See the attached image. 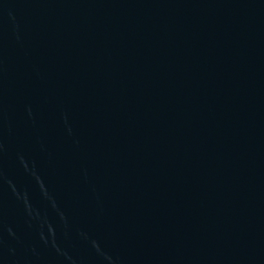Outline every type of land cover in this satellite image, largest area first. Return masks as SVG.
Returning <instances> with one entry per match:
<instances>
[{
	"label": "water",
	"instance_id": "water-1",
	"mask_svg": "<svg viewBox=\"0 0 264 264\" xmlns=\"http://www.w3.org/2000/svg\"><path fill=\"white\" fill-rule=\"evenodd\" d=\"M0 264H264V0H0Z\"/></svg>",
	"mask_w": 264,
	"mask_h": 264
}]
</instances>
